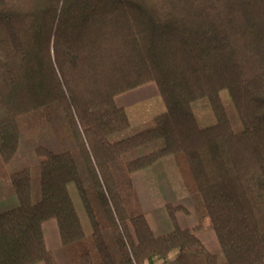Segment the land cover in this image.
Masks as SVG:
<instances>
[{
    "label": "trees",
    "instance_id": "obj_1",
    "mask_svg": "<svg viewBox=\"0 0 264 264\" xmlns=\"http://www.w3.org/2000/svg\"><path fill=\"white\" fill-rule=\"evenodd\" d=\"M151 82L164 111L120 136L130 122L115 98ZM203 100L215 119L206 127L193 112ZM39 126L61 151L36 150V202L29 170L9 175L17 205L0 213V264H57L50 219L69 264H143L172 250L178 264H264V0H0V164ZM167 155L210 222V263L183 253L200 243L178 224L183 206H164L172 230L162 235L128 211L130 175Z\"/></svg>",
    "mask_w": 264,
    "mask_h": 264
},
{
    "label": "rangeland",
    "instance_id": "obj_2",
    "mask_svg": "<svg viewBox=\"0 0 264 264\" xmlns=\"http://www.w3.org/2000/svg\"><path fill=\"white\" fill-rule=\"evenodd\" d=\"M223 108L230 126L234 132L242 131L239 120L231 102L229 93L223 90L219 93ZM115 103L124 108L130 127L120 136H128L145 128L153 117L161 114L165 107L160 98L155 83H147L134 90L120 94ZM193 112L199 126H210L215 122L211 107L207 100L193 105ZM38 148H45L53 153H60L61 148L46 126H39L23 135L14 157L6 164H0V213L17 205L16 198L11 193L9 175L22 169H28L31 182V200L39 199V163L41 157ZM185 172L178 170L174 156L167 155L158 159L152 165L130 175L132 187L123 194L129 213L143 214L147 217L154 233L162 235L172 230V224L164 210L166 204L183 206L187 214L177 213L178 224L191 233L199 236L200 243L183 251L187 254H200L210 263V254L218 252L210 222L203 217L198 219L193 211L192 199L187 191ZM191 183V182H190ZM68 193L79 216L84 233H91L86 211L82 206L74 184H68ZM186 227V228H185ZM47 248L53 253L57 264H69L59 241L56 223L53 219L42 225ZM178 251L172 250L164 259L153 257L143 264H178ZM43 264V263H38Z\"/></svg>",
    "mask_w": 264,
    "mask_h": 264
},
{
    "label": "crops",
    "instance_id": "obj_3",
    "mask_svg": "<svg viewBox=\"0 0 264 264\" xmlns=\"http://www.w3.org/2000/svg\"><path fill=\"white\" fill-rule=\"evenodd\" d=\"M117 104V103H116ZM118 105V104H117ZM121 107V106H120ZM123 108V107H122ZM186 228V227H185Z\"/></svg>",
    "mask_w": 264,
    "mask_h": 264
}]
</instances>
